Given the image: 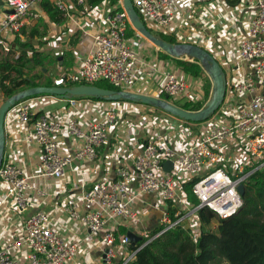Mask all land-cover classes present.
Listing matches in <instances>:
<instances>
[{
    "label": "built area",
    "instance_id": "2783aa9c",
    "mask_svg": "<svg viewBox=\"0 0 264 264\" xmlns=\"http://www.w3.org/2000/svg\"><path fill=\"white\" fill-rule=\"evenodd\" d=\"M3 1L0 28L6 29L11 37L39 18V6L44 2L68 17H71L70 8H75L81 16L100 23V30L92 35L85 57L74 67L56 64V73L51 75L53 86L71 87L106 80L117 91L134 92L137 82L158 73L161 59L136 48L127 36L132 26L121 0H102L94 6L88 0ZM131 1L152 33L187 38L188 32L181 27L197 30L208 13L200 16L195 15V11L199 7L204 11V6L214 0ZM253 5L255 10L247 21L246 32L235 40L228 58L221 63L207 51L226 76V92L219 108L200 122L154 115L149 123L154 122L155 128L165 127L166 133L147 130L132 166L117 163L109 177L94 181L88 188L82 185L79 198H70L64 207L63 213L69 221L89 231L88 238L98 235L103 264H113L117 259L125 264L132 259L134 251L128 249L132 242L128 232L139 238L150 233L139 229L143 216L137 203L144 195L157 197L158 225L162 226L159 233L181 225L196 240L202 227L198 209L208 208L220 219L232 215L242 205L238 187L244 185L253 172H264V0H253ZM178 39L176 43H186ZM207 39V34H199L202 43ZM0 49L8 54L12 47L0 37ZM18 55L15 54V58ZM238 66L248 71L234 76V68ZM182 74L181 67L174 66L164 73L161 82L163 99L179 107L200 101L204 85L202 75ZM33 96L17 101L10 109L23 127L24 141L38 145L41 150L36 173L25 175L19 165L4 157L0 165V181L6 184L4 199L10 200L17 212L30 206L29 194L34 189L32 178L59 179L73 161H94L119 117L135 114L131 103L136 102L108 101L96 119H89L82 126L69 111L64 117L36 113L31 103ZM80 98H67L70 108L74 109ZM65 136L73 142L70 153L62 147ZM167 161L172 162L168 171L163 168ZM191 179H196L192 193L198 205L192 204L183 190V184ZM135 180L137 186L132 190L130 184ZM168 204L174 209L175 220L169 217ZM78 250L79 242L63 235L49 212L38 210L26 217L0 245V264H69Z\"/></svg>",
    "mask_w": 264,
    "mask_h": 264
},
{
    "label": "crops",
    "instance_id": "0c3cea01",
    "mask_svg": "<svg viewBox=\"0 0 264 264\" xmlns=\"http://www.w3.org/2000/svg\"><path fill=\"white\" fill-rule=\"evenodd\" d=\"M49 5L51 6V4ZM4 7V1L0 0V10H3ZM39 8V18L21 29L17 35L11 37L6 29L0 28V37L12 47L11 52H13L14 59H16L15 54L22 52L26 57L32 56L34 52H41L47 54L49 58L55 59L54 73H56L58 62L67 67H74L81 58L89 53L91 37L100 30V23L81 16L75 8H70L71 17L53 8L50 11L45 10L44 3ZM254 10L253 0H214L204 6V11L202 7L195 11V15L199 14L200 16L203 12L208 13L203 23H199L197 30L191 31L181 27L182 31L188 32L187 38L180 35L173 38L176 41L179 38L178 40H185L186 43L199 45L223 63L233 51L236 44L235 40L245 34L247 21ZM191 18L193 19V17ZM203 33L208 35L205 43L199 40V34ZM129 36L136 48L147 50L148 55H156L157 60L161 59L158 73H155L150 79L137 82L133 91L160 97L164 73L174 66L179 68L180 66L175 64L173 58L160 56L156 47L137 33ZM0 54L4 55L0 59L7 56V54L2 53L1 49ZM9 60L13 62L12 59L9 58ZM247 71L246 67H235L234 76ZM182 73V76H187L184 70ZM51 77L50 80L52 81ZM201 80L203 84L205 78H201ZM4 99L5 97L0 92V105ZM31 103L33 111L36 113H50L64 117L69 111L77 117L83 126L89 119H96L99 116L100 109L108 104V100L82 97L73 109L70 108L68 99L38 94L33 96ZM131 105L135 104L131 103ZM134 110L135 115L131 117L134 119H130L129 122L122 118L124 114L119 117L117 126L122 131L110 130L107 140L98 150L97 159L91 162L73 161L70 166L66 167L64 175L59 179L32 178L30 182L34 189L30 191V206L25 211L17 212L13 208V203L4 199L6 184L0 181V245L11 237L12 232L20 227L26 217L38 210H43L52 215L54 223L60 227L63 235L79 242V250L74 260L69 264H103V254L98 245V235L88 238L89 235L91 236L89 231L69 221L63 213L64 207L69 204L71 199L79 198L82 185L84 188H88L94 181L109 177L117 163L122 162L132 166L134 155L139 151L147 130L160 132L157 130L158 126L157 128L153 126L154 122H149L154 115L157 117L165 116L153 114L151 113L152 110L147 113L142 111V108L134 107ZM141 120L143 122L139 123ZM172 124L175 125L174 122ZM126 126H129L128 132L124 129ZM160 129L166 128L160 127ZM166 131L162 132L166 133ZM4 136V159L19 165L25 175H34L41 157V150L38 145L24 141L23 127L16 120L12 109H9L4 117ZM62 140V147L65 152L70 153L73 150V142L66 136L62 137ZM136 186L137 180L130 184L132 190H135ZM156 198L154 195H144L143 199L137 203L138 211L143 216L142 225L139 227L140 230H143L142 232L148 233L159 224L160 217L157 209L159 203Z\"/></svg>",
    "mask_w": 264,
    "mask_h": 264
},
{
    "label": "trees",
    "instance_id": "16d2710c",
    "mask_svg": "<svg viewBox=\"0 0 264 264\" xmlns=\"http://www.w3.org/2000/svg\"><path fill=\"white\" fill-rule=\"evenodd\" d=\"M91 6L102 0H88ZM117 2V0H111ZM53 8L44 2V9L50 11ZM55 9V8H53ZM56 10V9H55ZM57 11V10H56ZM130 28L127 36L134 34ZM159 36L172 43L176 40L169 35ZM162 57H170L159 51ZM178 66L187 74L200 75L202 68L196 62L173 58ZM47 54L34 52L32 56L26 57L23 52L14 59L13 64L7 59H0V92L7 98L12 94L28 86L38 85L27 72L35 66L53 62ZM11 71L15 75H11ZM30 80H33L30 83ZM102 88L117 90L106 80L93 83ZM25 85V87L23 86ZM43 85H52L51 80H45ZM24 87V88H23ZM93 99H104L88 97ZM161 98L165 96L160 95ZM199 102L183 103L181 107L188 110L201 108ZM157 109V108H156ZM191 122V121H187ZM196 179H191L183 184V190L188 200L198 205L196 197L192 193V186ZM242 205L232 215L220 219L208 208L198 209V216L202 223L201 231L196 240L181 225L174 226L162 233L161 225L154 227L146 237L139 238L134 244L129 243L128 249L134 255L125 264H264V172H253L244 184L241 193ZM166 210L169 217L175 220L174 209L168 204ZM123 232V231H122ZM159 233V234H158ZM117 259L113 264H121Z\"/></svg>",
    "mask_w": 264,
    "mask_h": 264
},
{
    "label": "water",
    "instance_id": "95a60500",
    "mask_svg": "<svg viewBox=\"0 0 264 264\" xmlns=\"http://www.w3.org/2000/svg\"><path fill=\"white\" fill-rule=\"evenodd\" d=\"M122 6L129 18L132 28L149 41L160 51L168 54L173 58L186 59L198 63L202 70L211 80V94L203 107L198 110H186L176 106L167 100L135 92L117 91L114 89L102 88L94 84H80L71 87H60L53 85H34L12 94L4 99L0 105V165L3 160L5 136H4V117L6 112L21 99L38 94L54 95L60 98H70L72 96H88L104 98L108 101L128 100L136 103L145 104L174 117L185 121L200 122L211 116L221 105L226 92V76L224 70L216 59L203 48L190 43H172L162 39L159 35L152 33L141 21L131 0H121ZM33 80H30L32 83ZM172 167V162L167 161L163 164L164 170L168 171ZM244 185H240L238 190L243 192ZM127 235L132 243L138 240V236L131 232Z\"/></svg>",
    "mask_w": 264,
    "mask_h": 264
},
{
    "label": "rangeland",
    "instance_id": "374dc122",
    "mask_svg": "<svg viewBox=\"0 0 264 264\" xmlns=\"http://www.w3.org/2000/svg\"><path fill=\"white\" fill-rule=\"evenodd\" d=\"M2 56H4V55H1L0 54V57H2ZM4 58H6V59L8 58L7 61H9V62H11L9 60V58L14 61L13 52H11V51L8 52L7 56L4 57ZM11 63L13 64V62H11ZM175 64H177V63H175ZM54 65H55L54 61L51 62V63L50 62L48 63V61H45L44 64L42 65L43 67H41V65L36 66V67H33L32 69H29V71L27 72V74H29V76H32L34 78V80L36 81V83H38V85H43V83H45V80H50V76L54 73ZM204 73H205L204 71H201V73H200V75H202V78H205V81H203L204 82V85H203V94H202L203 96H201L200 101H198L202 106L205 104V102L208 100V98L210 97V94H211V91H210L211 90L210 89L211 80H209L210 78H208L207 74L205 73L206 74L205 75ZM11 75L14 76L15 73L13 71H11ZM23 86L25 87V85H23ZM120 102L121 101H118V103H120ZM135 104H136V105H134L135 108H142L143 109L142 111H146L147 113H150L149 111L152 110L151 113H153V114L170 115V114H167V113L163 112L160 109L152 108L151 106H147V105L139 104V103H135ZM134 115H130V114H127L126 113V114H124V116L122 118L125 119V120H128V122H129L130 119H132V120L134 119V118H131ZM131 122H133V121H131ZM128 127L129 126H126L124 128V129H126L125 130L126 132H128ZM157 130L160 131V132L166 131V129H160V127ZM113 131L114 132L115 131L116 132H120L122 130L116 124V126H115V128H114ZM162 133H165V132H162ZM123 257H126V254H124ZM219 264H225V262L222 261Z\"/></svg>",
    "mask_w": 264,
    "mask_h": 264
}]
</instances>
